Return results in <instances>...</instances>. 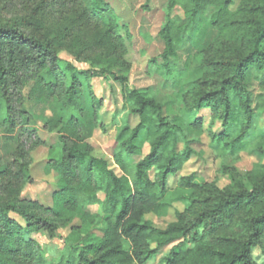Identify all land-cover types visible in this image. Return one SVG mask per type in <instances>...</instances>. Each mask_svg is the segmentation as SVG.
<instances>
[{"label": "trees", "instance_id": "16d2710c", "mask_svg": "<svg viewBox=\"0 0 264 264\" xmlns=\"http://www.w3.org/2000/svg\"><path fill=\"white\" fill-rule=\"evenodd\" d=\"M233 2L168 0L158 34L164 44L162 63L150 61L155 74L172 75L175 67L170 57L178 47L190 45L196 50L192 62L185 65L193 91L173 95H161L151 87L132 88L127 76L110 70H78L59 58L52 41L25 32L17 22L0 23V98L5 104L21 101L25 80L40 73L47 88L65 86V109L82 108L81 93L86 91L99 110L101 99L88 82L109 73L120 85L121 109L139 119L133 129H122L121 135H126L123 151L112 163L92 155L87 138L75 134L72 119L56 123L61 127L49 164L61 177L79 178L78 186L65 188L74 208L100 207L101 214L87 216L81 223L95 221L101 237L81 244L80 235L71 227L64 239L58 234L61 226L32 213L22 201L0 203V264H147L158 248L181 240L191 246L174 249L162 264H264L252 258L254 248L264 249V179L246 186L234 170H228L230 183L220 188L216 182L197 184L193 174L179 176L193 151L186 146L179 152L178 134H206L213 148L223 153L246 148L253 117L250 87L254 83L264 87V0H241L235 11L230 10ZM178 6L182 16L176 21ZM87 7L83 15L103 24L89 47L101 49L109 43L114 27L102 3L91 2ZM210 29L215 37L206 45L203 41ZM173 106L174 117L169 120L164 110ZM204 110L209 113L208 123L199 116ZM241 116L247 121L238 135H232L230 128L240 125ZM216 123L220 129H214ZM259 152L264 154V148ZM127 157L138 161L129 164ZM21 167L19 174L28 180ZM173 190L191 191L189 207L176 212L165 229H157L145 217L159 213L161 195ZM31 204L38 207L36 202ZM30 230L60 237L64 243L61 256L54 262L43 261L33 249L35 244L24 237ZM71 239L79 243L72 244Z\"/></svg>", "mask_w": 264, "mask_h": 264}, {"label": "rangeland", "instance_id": "374dc122", "mask_svg": "<svg viewBox=\"0 0 264 264\" xmlns=\"http://www.w3.org/2000/svg\"><path fill=\"white\" fill-rule=\"evenodd\" d=\"M91 2L105 6V14L114 27L109 43L101 49L89 47L103 26L95 18L83 15ZM240 2L234 0L230 10L235 11ZM167 3L168 0H0V23L17 22L25 32L52 41L59 51V58L78 70H110L115 75L127 76L132 88L151 87L161 95L192 92V78L188 77L185 69L196 53L190 45L178 47L175 56L170 57L175 67L170 76L156 75L155 67L150 64L153 59L158 64L162 63L160 56L164 44L158 34L165 21ZM211 12L209 9L208 14ZM181 16L182 9L178 6L173 17L177 21ZM214 37L215 32L210 29L204 44H209ZM43 79L40 73L29 76L24 82L21 101L7 105L0 98V203L22 201L32 213L61 226L58 231L60 237L66 239L70 228L74 227L80 235V243L89 244L97 241L101 233L95 221L81 222L87 216L95 218L101 214L100 207L74 208L70 196L65 194L66 187H76L80 182L79 178L59 176L49 164L52 148L57 142V131L61 127L55 125L63 119H72L75 134L79 138H87L92 155L112 163L113 157L123 151L121 143L126 135H121L122 129H133L139 119L121 109V88L109 73L88 82L96 98L101 99L99 110L86 91L81 93L82 108L65 109L62 106L65 86L49 89ZM250 88L249 106L253 109V117L251 130L245 137L246 148L223 153L213 148L214 144L206 134H178L179 152H183L186 146L193 151L179 176L193 174L197 184L216 182L220 188L230 183L228 170H234L246 186L256 179H264V154L259 152L264 148V87L254 83ZM173 107L164 110L169 120L174 117ZM199 116L204 117L206 123L210 121L206 110ZM246 121L241 116L240 125L230 128L232 135H238ZM50 128L55 129L50 131ZM220 128V123H216L214 129ZM126 159L132 165L138 161L137 157ZM20 165L23 166L22 171H27L28 180L24 173L19 174ZM190 194L191 191L173 190L161 195L162 209L145 219L151 221L155 228L165 229L175 220L176 212L189 207ZM98 197L102 200L104 196L99 194ZM33 202L38 207L32 205ZM9 216L23 225L16 215ZM24 237L35 244L34 251L47 263L56 261L62 254L64 243L61 238H52L45 230H30ZM69 242L74 244L78 240ZM261 244L264 248V236ZM190 246L191 243L181 240L158 248L147 264H162L174 249ZM252 258L257 263L264 262V249L254 248Z\"/></svg>", "mask_w": 264, "mask_h": 264}]
</instances>
